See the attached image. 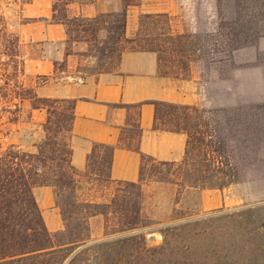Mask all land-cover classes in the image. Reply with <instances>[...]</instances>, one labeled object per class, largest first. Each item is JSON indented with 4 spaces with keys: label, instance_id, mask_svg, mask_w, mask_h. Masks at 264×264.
<instances>
[{
    "label": "trees",
    "instance_id": "1",
    "mask_svg": "<svg viewBox=\"0 0 264 264\" xmlns=\"http://www.w3.org/2000/svg\"><path fill=\"white\" fill-rule=\"evenodd\" d=\"M120 13L98 14L92 18L70 17L67 8L76 3L87 5L94 0H52L51 22L64 27L66 55L69 45L79 38L89 44L82 56L96 60L97 73L112 72L127 44L136 43L139 52L156 54L159 69L166 68L165 49L159 43L173 44L181 58L188 53L199 54L196 60L207 64L212 52L200 46V36L162 35L158 24L168 25L165 15H141L138 29L132 39L125 37L127 10L135 6L130 0H121ZM223 1L217 0L219 17L215 37L220 52L232 51L254 44L264 36V0H231L226 19ZM0 22H3L0 19ZM157 24V25H156ZM148 25H152L150 28ZM6 31L7 27L3 26ZM81 33H83L81 36ZM98 33L102 36L99 38ZM12 34V33H11ZM14 34V33H13ZM163 38L165 39H161ZM13 50L9 55L18 59L17 37L13 35ZM100 39V40H99ZM195 40L192 45L191 40ZM81 41V40H80ZM190 41V42H189ZM90 43H93L90 45ZM190 44L193 51L185 50ZM214 43V42H213ZM212 43V45H213ZM226 44V49L222 45ZM211 45V46H212ZM213 53V52H212ZM181 54V55H180ZM20 61V60H19ZM21 64V62H20ZM186 65L182 66V70ZM22 97L30 102L31 110L42 109L46 119L41 128L44 139L35 145V153H26L12 145L0 152V264H247L231 259L211 260L197 257L192 250L189 235L196 222L159 230L160 245H150L145 234L137 233L113 240L91 242L88 220L95 216L104 219L103 236L132 232L151 225L141 216V185L145 163H153L160 181L176 185L179 190L222 191L240 179L239 168L251 163L255 147L264 140V103L248 104L231 110H199L162 102H147L154 106L153 129L182 133L186 136L184 154L179 162H157L143 155L138 145L121 137L119 147L139 154L141 165L137 183L118 182L114 195L107 203L81 200L76 194L80 182L110 183L109 172L115 147L93 144L86 156V171L80 173L70 164L69 135L73 120L74 101L39 98L26 90ZM141 104L132 106L139 108ZM130 139H138L141 131L132 125ZM124 133V132H123ZM50 187L55 207L59 210L63 228L49 233L43 223L32 189ZM249 210L244 211L248 213ZM264 245V234L261 241ZM261 244V246H263ZM264 250V247L260 249ZM264 252V251H263ZM256 259V258H255ZM257 260V259H256ZM257 264H264V258Z\"/></svg>",
    "mask_w": 264,
    "mask_h": 264
},
{
    "label": "crops",
    "instance_id": "2",
    "mask_svg": "<svg viewBox=\"0 0 264 264\" xmlns=\"http://www.w3.org/2000/svg\"><path fill=\"white\" fill-rule=\"evenodd\" d=\"M73 16L92 18L98 14L120 13L121 0H94L87 5L76 3ZM165 15L171 35L185 33L186 24L196 19L192 0H139L137 6L127 10L125 37H134L141 15ZM52 0H23L14 14L11 26L17 37V55L21 62L23 88L32 89L39 98L74 101L73 120L69 135L71 149L70 164L80 173L86 171V156L93 144L115 147L109 172L110 183H137L141 159L139 154L119 147L121 137L131 146L138 145L139 151L157 162H179L184 154L186 136L153 129L154 106L147 102L170 103L196 109H214L224 105L212 96L211 78L203 80L202 69L191 64L186 75H163L157 56L151 52L125 50L116 70L108 73H80L83 61L72 50L66 55V33L63 26L51 22ZM214 78V76H213ZM141 104L139 108L132 106ZM46 114L42 109L29 111L28 124L35 128L33 143L25 145L19 134L11 137V145L24 148L23 152L35 153V145L44 139L41 128ZM133 124L141 134L130 139ZM124 132V133H123ZM81 190L92 183L83 180ZM197 195V207H202V192L185 189ZM219 192L216 190L211 191ZM32 194L39 208L43 223L49 233L63 228L59 210L55 207L53 190L50 187H35ZM213 199L217 200L215 196ZM219 205L224 199H218ZM183 207H186L183 205ZM192 209V207H190Z\"/></svg>",
    "mask_w": 264,
    "mask_h": 264
},
{
    "label": "rangeland",
    "instance_id": "3",
    "mask_svg": "<svg viewBox=\"0 0 264 264\" xmlns=\"http://www.w3.org/2000/svg\"><path fill=\"white\" fill-rule=\"evenodd\" d=\"M66 0H57V3ZM135 6L139 0H130ZM223 10L226 19L230 16L227 5L231 0H222ZM23 0H0V152L7 149L15 134H19L25 139V145L31 146L35 128L28 124L30 102L22 97L27 89L21 83V64L18 59L10 58L13 50V29L15 24L14 14L18 11ZM196 19L190 25L186 24V36H200V46L206 51L212 47V52L207 56V64L201 60H196L199 55L188 53V58H181L183 55L175 53L174 45L161 42L165 49L166 68L162 71L170 74L186 75L188 67L196 64L202 69L203 80L207 81L206 73L214 74L211 80L212 96L216 94V102L223 104L209 110H231L248 104L264 103V36L257 37L254 44L232 51L231 53L220 52L215 40L218 30L217 0H192ZM67 14L73 17L74 8H67ZM139 18V17H138ZM139 19L137 21L138 25ZM157 25V24H156ZM3 26L7 27L5 31ZM153 28L152 25H148ZM157 33L171 35L169 24H158ZM12 33V34H11ZM83 33H81V36ZM85 37L87 35H84ZM102 36L98 33V37ZM174 36V35H171ZM83 38L89 41V38ZM88 37V36H87ZM79 42H72L69 47L74 51L84 49V52L77 53L79 59L83 61L80 73L83 75L97 73L99 68L96 60L91 57L82 56L87 52L89 44L79 38ZM129 39H132L130 37ZM161 39H165L162 38ZM100 40V39H99ZM192 45L195 40H191ZM190 42V41H189ZM214 42V43H213ZM213 43V45H212ZM93 43H90L92 45ZM212 45V46H211ZM137 49V44H127L125 50ZM187 51H193L190 44L186 45ZM226 49V44L222 45ZM175 51V52H173ZM116 61L111 66L105 68L116 70ZM186 69L182 70V66ZM202 110V109H201ZM255 147L251 163L239 168L240 179L237 183L228 188L213 192L204 190L202 192V207L199 211L197 207V195L188 192L187 196H182L184 190L168 182L160 181V175L155 173L153 163H145L144 181L142 182L141 216L145 221L151 223L150 226L132 232L118 235L103 236L104 219L95 216L88 220L91 242H101L113 240L132 234L143 233L150 245L157 246L162 242L160 229L178 226L185 223L197 225L189 235L192 250L195 255L211 260L231 259L239 263L257 264L258 259L264 258V250L260 249L264 245L260 242L264 234V140ZM14 146V145H12ZM22 151L24 148H18ZM85 180H83L84 182ZM92 185L87 190L77 191L76 194L81 200L94 201L97 203H107L114 195L116 183H104L100 180L92 181ZM215 196V199H213ZM224 199L219 205L218 199ZM186 206V207H183ZM192 207V209H190ZM249 210L244 214V211ZM261 244L263 246H261ZM257 260H256V259Z\"/></svg>",
    "mask_w": 264,
    "mask_h": 264
}]
</instances>
